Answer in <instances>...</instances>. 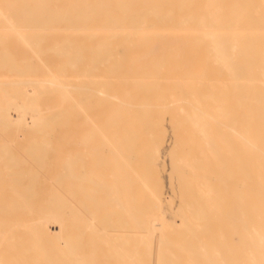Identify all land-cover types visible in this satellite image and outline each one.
<instances>
[{"label": "bare ground", "instance_id": "6f19581e", "mask_svg": "<svg viewBox=\"0 0 264 264\" xmlns=\"http://www.w3.org/2000/svg\"><path fill=\"white\" fill-rule=\"evenodd\" d=\"M0 28L56 66L0 34V264H264V0H0Z\"/></svg>", "mask_w": 264, "mask_h": 264}, {"label": "rangeland", "instance_id": "374dc122", "mask_svg": "<svg viewBox=\"0 0 264 264\" xmlns=\"http://www.w3.org/2000/svg\"><path fill=\"white\" fill-rule=\"evenodd\" d=\"M3 29V30H2ZM8 29H5V28H0V34H5L6 32H8L7 31ZM4 32V33H3ZM17 32H21V33H25L26 31H25V29H19V30H17V31H15V30H10L9 29V38L8 39H10L7 43H6V46L10 49V50H12V52H14L15 53V55H16V59L19 61H22L24 58L27 60V61H30V59L32 60L31 61V63L32 64H34V65H40V68H41V70L37 73V74H34V76L33 75H31V76H29L30 78H41V77H43L44 76V74L48 71L47 69H48V67L50 68V69H54V70H56V66L55 67H50V65H51V63H50V61L48 60V59H46L48 56L46 55H44V56H42L41 57V55H37V53L34 51L33 52V49L32 48H30V47H28V46H26V45H24L23 43H21V42H18V40H17V38H16V35H17ZM59 34H61V33H59ZM6 36H8L7 34H5ZM15 37V38H14ZM15 40L18 42V43H16L15 42ZM34 53V54H33ZM33 57H35L34 59H33ZM39 58V59H38ZM52 66V65H51ZM8 73H10V72H8L7 70H4V71H0V82L1 81H5V80H7L10 76H11V74H8ZM70 73H66V75H69ZM2 75V76H1ZM5 77H4V76ZM9 76V77H8ZM13 77H12V79H14L15 77H16V75H12ZM2 77V78H1ZM6 77H8V78H6ZM29 77H16V78H19V79H24V78H29ZM1 95V94H0ZM2 96V95H1ZM39 99H40V104H42V103H44V98H42V97H39ZM58 102L57 101H55V100H53V101H51L50 102V104L51 105H54V104H57ZM14 110H11V115H12V117L13 118H15L16 116H15V112H13ZM13 112V113H12ZM31 116L29 115H27V122H30L31 121ZM31 123V122H30ZM32 134H30L29 136H25L24 138H21V141H23V142H28V141H30L31 139H32V136H31ZM26 138V139H25ZM3 140V138H2V136H0V142ZM168 169V165L167 164H163L162 165V167H161V169H162V171H161V169H159L160 170V172L163 174V177L165 176V178H164V180L165 181H163V177H162V182H164L165 184H164V188H165V186H166V188H165V190H168V188H167V186H168V183H169V180H168V177H166L167 176V174L166 175H164V173H163V171L165 170V169ZM160 173V174H161ZM165 215L166 216H169V212L167 213V212H165ZM56 227V228H55ZM57 230V231H56ZM59 231V228L57 227V226H54V227H52L51 226V230H50V232H58Z\"/></svg>", "mask_w": 264, "mask_h": 264}]
</instances>
